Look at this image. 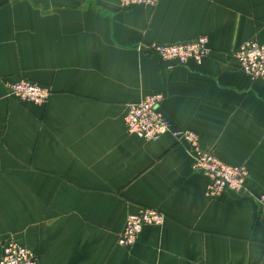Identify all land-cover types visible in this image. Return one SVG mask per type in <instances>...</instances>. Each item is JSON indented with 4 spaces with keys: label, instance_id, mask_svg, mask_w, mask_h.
<instances>
[{
    "label": "crops",
    "instance_id": "0c3cea01",
    "mask_svg": "<svg viewBox=\"0 0 264 264\" xmlns=\"http://www.w3.org/2000/svg\"><path fill=\"white\" fill-rule=\"evenodd\" d=\"M198 36L200 65L168 69L145 50ZM247 41L264 45V0H0V257L15 239L37 264H264V79L238 68ZM20 79L48 102L8 97ZM154 94L174 130L245 168L243 194L205 197L184 144L126 131L127 105ZM143 208L163 226L119 246Z\"/></svg>",
    "mask_w": 264,
    "mask_h": 264
},
{
    "label": "built area",
    "instance_id": "2783aa9c",
    "mask_svg": "<svg viewBox=\"0 0 264 264\" xmlns=\"http://www.w3.org/2000/svg\"><path fill=\"white\" fill-rule=\"evenodd\" d=\"M159 0H119L121 9L129 10L134 6L154 7ZM145 50L167 62V68L183 66L188 62L200 65L210 56L209 40L198 36L188 41L147 45ZM240 71L250 80L264 79V45L255 41L244 42L235 53ZM7 96L22 104L45 105L51 95L48 87L20 79L6 84ZM162 96H146L137 103L127 105L124 115L126 131L143 140H157L169 135L175 142L186 146L190 159V169L202 175L206 182L203 195L209 199L220 197L226 192L238 193L243 189L247 172L243 166H231L221 162L209 150L199 146L197 136L186 130H174L160 109ZM260 216H264V195L255 197ZM165 215L155 209L143 208L130 214L125 220L117 244L122 247L133 246L145 227L161 228ZM0 264H37L36 255L15 239L2 244Z\"/></svg>",
    "mask_w": 264,
    "mask_h": 264
},
{
    "label": "water",
    "instance_id": "95a60500",
    "mask_svg": "<svg viewBox=\"0 0 264 264\" xmlns=\"http://www.w3.org/2000/svg\"><path fill=\"white\" fill-rule=\"evenodd\" d=\"M238 193H240V194H243V189H242V190H240Z\"/></svg>",
    "mask_w": 264,
    "mask_h": 264
}]
</instances>
